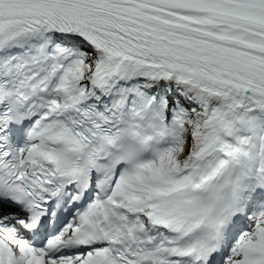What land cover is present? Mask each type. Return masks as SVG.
Segmentation results:
<instances>
[{"label": "snow or ice", "instance_id": "1", "mask_svg": "<svg viewBox=\"0 0 264 264\" xmlns=\"http://www.w3.org/2000/svg\"><path fill=\"white\" fill-rule=\"evenodd\" d=\"M0 264H264V0H0Z\"/></svg>", "mask_w": 264, "mask_h": 264}]
</instances>
